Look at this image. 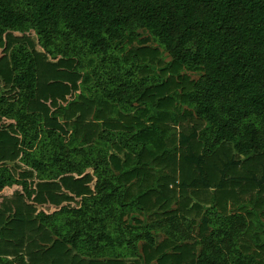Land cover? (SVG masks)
I'll return each mask as SVG.
<instances>
[{"label": "trees", "instance_id": "16d2710c", "mask_svg": "<svg viewBox=\"0 0 264 264\" xmlns=\"http://www.w3.org/2000/svg\"><path fill=\"white\" fill-rule=\"evenodd\" d=\"M30 29L41 50L26 44ZM138 30L148 33L143 43L150 36L166 50L172 67L200 72L181 94L184 110L159 111L166 80L141 74L152 66L140 46L126 49ZM0 47V191L21 185L0 198V264H261L240 247L246 217L213 203L198 236L177 210L142 226L122 219L167 207L190 187L209 189L203 173L215 176L222 160L223 183L264 189V0H0ZM87 61L80 99L119 116L106 120L102 110L92 142L78 141L84 122L67 129L44 102L76 89L62 76L50 81L65 73L60 65L79 76ZM1 81L16 90L13 99ZM143 103L156 112L146 115ZM127 116L130 123H120ZM3 118L16 133L4 130ZM170 124L178 129L166 135ZM73 197L78 203L68 205ZM51 204L58 210L40 208Z\"/></svg>", "mask_w": 264, "mask_h": 264}, {"label": "rangeland", "instance_id": "374dc122", "mask_svg": "<svg viewBox=\"0 0 264 264\" xmlns=\"http://www.w3.org/2000/svg\"><path fill=\"white\" fill-rule=\"evenodd\" d=\"M140 35L136 40L131 42V44L127 45L126 49L129 47L138 49V46H140L142 49L139 50L140 59H143V61H147L151 66V70H146L145 73H141L143 75L146 74H156L160 75L158 76L160 79L166 80V87L163 88L161 91L164 94V105L162 108L159 109V111L168 112L170 114L175 112H180L184 110V108L187 107V104H185L184 101L181 100V94L183 90H187V82L189 80L196 79L199 75V71H191L188 69H185L183 67H172L170 64L171 57L167 54L166 50L159 45V43L149 36V40L146 42H142V38L148 36V33L142 32L138 30ZM25 34L30 37V44L26 42V44L29 46V49L33 50H41L42 48L39 46L36 35L32 29L25 31ZM28 37V38H29ZM33 38V39H31ZM2 55V47H0V56ZM50 60H54V58L58 57H51L48 55ZM142 61V60H141ZM142 61V63H143ZM70 64V63H69ZM65 73H55L54 77L50 79L56 80V82H61L60 77L62 76L65 81L72 82L75 81V87L76 88L72 94L66 95V99L63 101H58L56 104H54L51 101H45V104L49 105L48 109L52 111V113L55 114V116L63 123L68 124L67 129H70L71 126L69 125L72 120H80L84 122L83 127L78 131L77 138L78 141L82 137H87L88 142H92L98 131L101 127H103L104 119H100L99 113L104 110L106 112L105 118L108 120L110 119H118V113L117 110L110 109L111 111H108L107 107H104L100 109L101 111L97 110H90V105L87 102H84L80 99V95L84 92H82L83 88L86 87V83H82V74L86 72H91L92 65L87 61L83 62L81 65H78V69H80V72L78 73L79 76H76V74L73 71H69L66 69V66L60 65ZM150 67V66H149ZM82 71V72H81ZM186 76L188 77L187 80H183L182 77ZM93 80V79H92ZM90 81L88 85H93V81ZM4 81H1V84ZM43 81L40 83L42 85ZM68 86H71V83H67ZM6 89V97H9L11 99L14 98L16 94V90H10V88H13L11 85H8L4 82L2 85ZM9 88V91H8ZM92 88V87H91ZM5 91L4 89L2 90ZM162 95V94H161ZM82 96H85V94H82ZM170 96V97H169ZM73 104L76 105L75 110L76 113L73 111ZM144 104V103H143ZM139 105L140 107H147V113L153 114L156 111H154V108L151 109L150 105L148 103ZM166 106V107H165ZM77 112H80L78 115ZM71 115V117H70ZM64 116H69L71 119L65 121ZM131 118L128 116L125 117L122 122L120 123H130ZM168 123H171L170 120H168ZM3 128L6 132L14 134L17 131L14 128V121L10 119L3 118L2 119ZM118 122H113V127L117 126ZM178 129V125H171L170 128L167 129L165 132L166 135H170V132L174 130V132ZM73 134V133H71ZM89 144V143H88ZM222 150V149H221ZM110 151V152H109ZM108 151V156L111 152H113V149H110ZM119 156L123 155L122 151L116 152ZM227 158V157H226ZM243 158V157H242ZM225 160H222L220 163L216 165L218 172L215 173V176L205 172V165L203 164L204 174L209 175L210 177L207 178V184L210 186L209 189L202 190L200 186L196 187H190L187 189L184 195H181L177 198V200H173L171 205L169 206H163L158 207L153 210L148 211H139V212H132L127 215L123 216L122 221L124 224H131V225H137L142 226L148 223L151 220L156 219L155 217H158V215L163 214L165 211L169 210H177L178 214H184L187 217H189L192 220V228L191 231L194 235L198 236L200 234L199 232L203 231V227L200 225L201 217L206 209L207 206H209L211 203L215 204L218 208V210L222 213L229 214L233 212H240L246 217L247 221V229L244 233V235L239 240L240 247L245 252L253 253L257 259L261 262V264H264V189H261L258 193L255 194L254 188L251 189V191L248 190H242L238 186L239 184H231V183H223L222 178L220 179L219 172L223 169V164ZM110 162V161H109ZM18 162L15 161L13 163L12 168H19ZM208 166V164H206ZM242 167V166H241ZM239 167L238 169H240ZM243 168V167H242ZM232 169V168H231ZM244 169V168H243ZM241 169V170H243ZM210 171V169H207ZM241 170H236L235 173L242 172ZM245 170V169H244ZM15 175L19 173V171L16 170L14 172ZM220 180V181H219ZM26 182H31V180H28ZM220 182V185H222V188L225 190L227 189L228 194H223V189H220L221 191H217L215 188L217 183ZM91 183V187H92ZM207 188V187H206ZM234 188V189H233ZM21 190V185L19 184H13L11 187L6 188L5 191L0 192V198L7 192V194L11 193L13 190ZM229 189V190H228ZM234 192H232L233 190ZM32 190H34L32 188ZM134 190H132V193H134ZM213 196V197H211ZM73 199V200H72ZM79 198L73 197L70 199L68 205H71L73 203H78L77 201ZM196 206H199L196 207ZM40 208L46 212H52L54 210H58L59 206H53L51 205H42ZM152 234L155 236L157 241H160L165 236L160 231L159 228L152 229ZM191 240L190 238L188 241ZM187 241V240H186ZM192 242V240L190 241ZM189 243V242H188ZM138 248H140V243H138ZM197 249V244H196ZM127 261H132L134 257H128L125 258Z\"/></svg>", "mask_w": 264, "mask_h": 264}, {"label": "crops", "instance_id": "0c3cea01", "mask_svg": "<svg viewBox=\"0 0 264 264\" xmlns=\"http://www.w3.org/2000/svg\"><path fill=\"white\" fill-rule=\"evenodd\" d=\"M10 187H11V186H10ZM6 188H9V187H4L1 191H2V192L5 191ZM1 191H0V192H1ZM4 193L7 194V192H4Z\"/></svg>", "mask_w": 264, "mask_h": 264}]
</instances>
